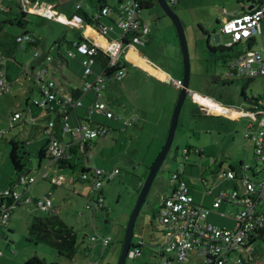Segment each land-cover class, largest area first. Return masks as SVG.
<instances>
[{
  "label": "rangeland",
  "instance_id": "374dc122",
  "mask_svg": "<svg viewBox=\"0 0 264 264\" xmlns=\"http://www.w3.org/2000/svg\"><path fill=\"white\" fill-rule=\"evenodd\" d=\"M240 1L180 0L171 4L181 17L187 37L190 81L172 146L135 222L132 242L144 241L142 253L136 257L127 256L125 264H159L162 232L157 213L162 197L172 189L170 182L173 172L180 166L191 184L195 201L208 207H212L214 200L208 190L214 189L216 193L220 188L231 187V181L222 175L226 169L232 166L238 172L242 162L256 173L260 170V161L255 162L254 145L245 136V132L250 121L256 123L249 99L264 94V76L249 80L240 74H228L226 64L229 57L248 46L235 43L233 47L221 50L218 47L226 45L231 36L221 34L220 41L215 37L220 33L219 20L225 13V8L228 11H239ZM8 2L9 0H0V5ZM77 2H81L90 14L96 12L93 6L96 0H38L28 10L24 26L7 23L1 30V42L6 44V48H12L9 59L5 61L12 81L8 82V93H0V187L8 185L17 177L9 158V141L11 138L25 137L28 126L24 123V118L13 119L12 112L24 109L27 98L30 101L40 98V81L30 70L47 68L44 78H53L61 92L66 91L67 84L78 87L83 84L80 76L82 67L68 54V40L77 41V30L83 29L78 27L75 12ZM116 3L117 0H107L110 6ZM142 14L150 26L151 41L145 45H136L139 46V52L133 59L151 72L146 76L138 66L128 63V71L134 77L127 87H123L124 105L116 103V110L124 114H135L138 125L127 126L123 132L111 130L107 140L94 137L88 158L92 169L99 167L110 170L116 167L118 173L113 179H105L93 189L92 184L80 179V168L73 170L69 167L58 168L53 164L48 166L47 158L40 162L37 152L42 143V134L36 139L31 137L30 173L38 175L42 169H47L55 183L59 179L63 180L61 184L54 186L50 180L40 176L27 189L25 186L19 187L20 191L26 189L25 196L31 200L24 201L12 213L8 224L11 229L9 241L0 242L4 253L3 257L0 256V264H4L5 258L14 261L13 264H22L35 252L48 262L57 264H87L89 260H98L99 264H117L126 226L140 188L149 166L166 140L183 77L182 52L172 20L164 14L157 1H154L152 7L144 8ZM12 16L0 11V20ZM102 18L104 22L112 23L109 18ZM26 29L41 39L37 48L24 50L17 47V32ZM261 29L257 42L253 44L254 48L261 47L259 37L264 47V20L261 22ZM59 40L60 50L66 55L70 65H66V61L61 63L55 59ZM209 45L218 49H210ZM35 51L40 53L38 57L35 56ZM48 54L54 57L48 59ZM153 64L160 66L162 71ZM122 82L125 84L124 79L115 82L116 99L119 98L118 86ZM109 90L111 92V87ZM103 94L107 96V89L103 90ZM92 96L93 93L90 92L85 97V102H89ZM142 110L147 113V121L142 119ZM79 111L83 117L87 116L85 108L81 107ZM51 116L54 114L51 113ZM98 117L95 116V120ZM197 149H201V153ZM258 176H261V172ZM50 189L61 205V209L57 211L58 217L76 232L77 243L68 254H60L49 244L28 240V236L34 237L29 232V225L35 215L49 218L53 222L56 220V215L40 211L32 200L36 196L44 197ZM99 191H102L104 199L101 208L94 204ZM87 203L91 207L88 208ZM236 209L235 204L223 202L220 207L212 209L209 220L218 225L234 226L235 220L231 218L230 212ZM93 235L110 236L111 241L103 247L99 239H92ZM191 261L192 264H200L203 260L194 253L189 255L190 264Z\"/></svg>",
  "mask_w": 264,
  "mask_h": 264
},
{
  "label": "built area",
  "instance_id": "2783aa9c",
  "mask_svg": "<svg viewBox=\"0 0 264 264\" xmlns=\"http://www.w3.org/2000/svg\"><path fill=\"white\" fill-rule=\"evenodd\" d=\"M150 0H117L114 6L102 9V14L107 15L112 23L101 19L98 22L87 23V29L94 30L99 34L108 36L110 31L116 33V38L108 39L107 43L100 45L90 34H83V39L75 41L69 48V55L76 57L82 55L81 64L83 71L81 78L82 94L73 100L71 94L59 90L54 79L44 78L48 72L47 68H41L30 73L34 74L40 81V98L35 103L40 108L41 114L49 111L59 110L63 112L66 107H85L87 116L78 122L65 121L63 129L67 138H58L52 129L53 121L49 122L46 128L47 142L45 156L48 159V166L56 165L57 159H67L71 156V149L75 148L84 154V165L90 167L89 171H82L80 179L92 184L93 189L103 181L113 179L118 169L110 170L94 167L88 164L91 154L90 147L94 137L108 138L111 128L100 122H92L95 114L119 123V129L124 130L127 126L134 125L137 116L133 113L124 114L112 107L103 90L112 83L123 80L127 74L126 51L129 46L145 45L148 42L150 26L143 16V4ZM170 4L178 0H168ZM26 4V0H22ZM154 2V1H153ZM250 9L230 13L221 24L218 41L221 34H229L231 40L226 46L233 47L237 44H247V49L237 50L231 55L226 64L228 74H240L243 77L264 76V47L260 39V48H254L257 37L262 32L261 22L264 20V0H251ZM6 10L0 5V10ZM101 17V16H100ZM99 17V18H100ZM34 41L31 32L19 33L16 37L17 47L24 49L27 42ZM37 48V47H34ZM101 49L108 57L107 63L100 68H95L96 63L93 55ZM40 53L35 51V56ZM53 55L48 54L47 58ZM2 59V56L0 57ZM153 66L159 70L158 65ZM118 68L111 70V68ZM146 72H151L143 67ZM35 71V72H34ZM162 71V70H161ZM10 89L7 82L5 70L0 69V93L6 94ZM90 92L93 96L89 102L85 97ZM251 110L255 116L256 123L250 121L245 136L253 143L255 162L260 161L261 176L254 169L240 164L239 171L235 168L226 169L222 175L227 180L233 181L231 187L220 188L214 193L212 207L205 206L195 201L190 184L183 175L181 166L173 172L172 191L165 194L160 202L157 219L162 232V243L160 244L159 264H190L189 255L196 254L202 258L200 264H264V94L252 97ZM25 109H18L12 112L13 119H20ZM30 121L36 118L28 115ZM43 176L53 184H61L63 179L54 182L53 176L49 175L47 169H42L38 175L28 173L21 174L18 179L10 185L0 187V238L1 230L8 226L12 213L16 207L24 201L31 200L25 196L29 184L36 178ZM26 188L19 190V187ZM100 192V191H99ZM97 193L94 200L96 207L104 205L103 195ZM209 194L214 190H208ZM35 206L40 211H54L61 209V205L55 200L53 190H48L44 197L32 198ZM223 202H230L236 205L237 209L230 212L231 218L235 220L234 226L218 225L209 220L212 209L218 208ZM87 207H91L87 203ZM225 215L224 212H221ZM92 239H99L103 247L110 241V236H92ZM144 241L131 243L127 256L136 257L141 255ZM258 246V247H257ZM89 247V246H88ZM0 249V256H2ZM87 264H99L98 260H89ZM192 264V261H191Z\"/></svg>",
  "mask_w": 264,
  "mask_h": 264
},
{
  "label": "trees",
  "instance_id": "16d2710c",
  "mask_svg": "<svg viewBox=\"0 0 264 264\" xmlns=\"http://www.w3.org/2000/svg\"><path fill=\"white\" fill-rule=\"evenodd\" d=\"M26 1L27 2H26V6H25V5H23L22 0H17L19 8H20L19 11L11 14V16L12 15L13 16L10 18L0 20V33H1V30L3 29L4 25L7 23H10V24L17 23V24L22 25V26L25 25V18H26V15L28 13V9H27L28 6L30 4L35 3L38 0H26ZM153 1H156V0L145 1V3L142 5L143 8L152 7L154 5ZM96 5L98 6V8L96 9V12L94 14H90L87 11H83V10L80 11V6H79L76 9V15L78 17H80L82 20H84L86 22V24L98 22L103 16L109 18L107 15L102 14V9L110 6L109 4H107V0H96ZM0 11L4 12L6 14H10L9 11H7V10L1 9ZM101 20L104 21L103 18ZM22 32H29V31L25 30ZM22 32H20V33H22ZM17 35H16V37H17ZM16 37H15V40H16ZM81 39H83V34L81 32H79L78 40H81ZM40 40L41 39L38 36L34 35V41L27 42L24 50H29V49H32L34 47H38V45L40 44ZM69 42H70V46H73V43H75L74 40H70ZM60 46H61V41L59 40L57 42L58 48L56 49L57 54L55 56V59L58 60L59 62L64 63L65 61H68V60L66 58V55H64V53L61 52ZM209 47H210V49H213V50H216L218 48L221 50H223L224 48H229L226 45H220L218 48L214 45L213 46L209 45ZM1 56H2V59H4L5 55L2 54L0 51V57ZM93 56H94L95 61H96V63L94 64V67L97 69L104 66L105 63H107V61L109 59V57L101 49H98L96 54ZM53 57H54V55H53ZM82 58H83L82 55H77L76 57H74V59H76L78 61V63L81 65V67H82V64H81ZM2 59L0 58V69L3 68L5 70L7 82H9V80H11V79L9 78V75H8L9 73L7 72V68L5 67ZM115 69L117 70L118 68L117 67L111 68V70H115ZM33 70L34 69H31L32 72H33ZM82 71H83V67H82ZM81 74H82V72L80 73V76H81ZM253 78L254 77H249L248 79L251 80ZM38 86L40 89L41 85L38 84ZM72 89H73V91L71 93V96H72V99L75 100L78 97H80L82 94L81 87L72 88ZM26 92H28V91H26ZM88 95H86V96H88ZM252 100H253V98L249 99L250 102ZM81 107H83V106H81ZM83 108H85V107H83ZM24 109H25L24 115L22 116V118H24V123L28 125L26 130H25L26 135H25V137H22V138H17V139L11 138L9 141V143H10L9 158H10V161H11L12 166L14 168V173L16 174L17 177L13 178L8 185L13 184L21 174H28L31 172L30 155H32V153L29 151V144L31 143V140H30L31 137L36 139L39 134H42L41 135L42 143L40 144V148L38 149V152H37V156L41 162V160L43 158H46L45 146H46V142H47V135H46L45 131L49 125V122L53 121V123H54L53 127H52L54 134L60 139H65V137L67 138V135L65 134L66 132L63 129L65 121L69 120V122L74 123L75 121L73 120V117H75L77 122H78V120H81L84 118L83 115L79 113L78 108H71L70 106L66 107L63 112H61L59 110H55V111H49L45 114H41L40 108L35 103V100L30 101L29 98H27L25 101V108ZM85 112H86V110H85ZM51 113H53L54 116H51ZM28 115H31V116L35 117L36 119L34 121H30L28 119ZM95 116L100 117V115L95 114L93 116V118L91 119V121L95 122V123L100 122L101 121L100 118L98 117V120H95ZM105 119L113 120V119H108V118H105ZM102 122L107 124L112 130H114V129L119 130L118 128L111 126V124H109L107 122H104V121H102ZM119 131H122V130H119ZM41 137H40V139H41ZM196 151L201 153V149H197ZM84 159H85V157H84L83 153H81L79 150H77L75 148H72L71 149V156L69 158L57 159L55 161V163H56L58 168L69 167L73 170L80 168L81 171H89L90 167H85ZM230 168L233 169L234 167L231 166ZM183 175H185V174L183 173ZM170 183L172 184V180ZM230 184H231V182H229V185ZM53 185L56 186L55 184H53ZM99 194H102V191H100ZM210 194L214 195V192L210 193ZM48 213L51 215H56L55 216L56 220L53 222V221H50L49 218L44 219L43 217L35 215L34 220L29 225V232H30V234H33L34 237L28 236V240H30V241L35 240V242H42V243L49 244L52 247H54L55 249H57L60 254L71 253L73 251L76 243H77V236H76V232H75L74 228L72 226L66 224L65 222H63V220H61L58 217L57 212L48 211ZM10 232H11V230L8 229V226L5 227L4 229H2L0 239L4 238V239H7L9 241V237L6 236V233L8 234ZM86 249H87V247H86ZM2 253H3V251H2ZM22 264H57V263L56 262H48L45 257L40 256L39 254H37L35 252L33 254H30L24 260V262Z\"/></svg>",
  "mask_w": 264,
  "mask_h": 264
},
{
  "label": "water",
  "instance_id": "95a60500",
  "mask_svg": "<svg viewBox=\"0 0 264 264\" xmlns=\"http://www.w3.org/2000/svg\"><path fill=\"white\" fill-rule=\"evenodd\" d=\"M156 1L160 5V7L163 9L164 14L166 16L170 17V19L172 20V22L176 28V32H177V35L179 38V43H180L181 52H182L183 77H182V83H181V87L179 90V94H178V97H177V100H176V103H175V106H174V109H173V112L171 115V120H170V125H169L166 140H165L163 146L161 147L160 151L158 152L157 156L153 160L152 164L149 166V171L147 173V176H146V178H145V180L142 183V186L140 188L137 201H136L135 206L131 212V215L129 217V220H128V223L126 226L125 237L123 240V245H122L121 253H120L119 259L117 261V264H125L127 254H128V250H129V247L132 243L133 234H134V226H135L137 216H138L140 209H141V207H142V205L146 199V196H147L149 189H150V187H151V185L155 179V176H156L160 166L162 165V163L166 159L167 154H168V152L172 146V143H173V140L175 137V132H176V128H177L179 115H180L182 105L184 103V100H185L187 92H188V86H189V81H190V70H191V68H190V56H189L187 37H186V33H185V29H184V25H183V22L181 20V17L173 9V7L171 6V4L169 3L168 0H156ZM218 35L219 34L215 35L216 39H218ZM133 65L141 67L137 63H133Z\"/></svg>",
  "mask_w": 264,
  "mask_h": 264
},
{
  "label": "crops",
  "instance_id": "0c3cea01",
  "mask_svg": "<svg viewBox=\"0 0 264 264\" xmlns=\"http://www.w3.org/2000/svg\"><path fill=\"white\" fill-rule=\"evenodd\" d=\"M178 2H180V0H178ZM23 5H25L26 6V4L25 3H23ZM31 5L32 4H30L29 6H28V10L30 9V7H31ZM99 5V4H98ZM4 7H5V9L7 10V11H9V13L10 14H13L14 12H18L19 11V5H18V2H17V0H9V2H8V4H5V5H3ZM80 6V11H86V9L83 7V4L81 3V2H77L76 4H75V8L77 9L78 7ZM93 6L97 9L98 8V6L96 5V2H94L93 3ZM251 6H252V2H251V0H246V1H244V0H241L240 1V10L239 11H237V10H234V11H228L226 8H225V13L222 15V18L219 20V22L222 24L224 21H225V19L229 16V14L230 13H235V12H241V11H245V10H248V9H250L251 8ZM75 12H76V10H75ZM2 13H4V12H2ZM89 13V12H88ZM4 14H6V13H4ZM77 18V20H78V27H83V29H78L77 31H78V34H79V32H81L82 34H85V33H88V34H90V36L92 37V38H94L95 40H96V42L97 43H99L100 45H104V44H106L107 43V41H108V39H110V38H116V33L115 32H113V31H110L109 33H108V36H106V35H102V34H99L98 32H95L94 30H90V29H87V26H86V22L84 21V20H82L80 17H76ZM102 19V18H101ZM70 21V20H69ZM27 30V29H26ZM82 30V31H81ZM151 32V31H150ZM18 34H19V32H17ZM219 34V33H218ZM35 35V34H34ZM37 36V35H36ZM39 37V36H38ZM78 40V39H77ZM41 41V40H40ZM70 40H68V42H69ZM151 41V33L149 34V39H148V43ZM0 51H1V53L2 54H4L5 56H4V59H2V61H3V63H4V65H5V67L6 68H8V66L6 65V63H5V61H6V59H9V55L11 54L10 52H11V50H12V48L11 47H8V48H6V44H3V42H1V40H0ZM39 46V45H38ZM69 48L70 47H72V46H70V42H69ZM137 52H139V46L137 47V46H129L128 48H127V51H126V58H127V67H128V63H138V62H136L134 59H133V56H135L136 55V53ZM62 63V62H61ZM65 63V62H64ZM66 65H70V63H69V61H66ZM140 68V70L142 71V73H144L146 76H148L150 73L149 72H146L144 69H143V67H139ZM158 68H160L161 70H162V68L160 67V66H158ZM148 69V68H147ZM157 69V68H156ZM9 75V74H8ZM152 75H154V73L152 74ZM134 76L132 75H130V73H129V71H127V74L125 75V77L123 78L124 80H125V84H123V82H122V84H121V86H118V95H119V98L118 99H116V83H112L108 88H107V99L109 100V102H110V104L112 105V107L113 108H115L116 109V103L119 105V106H123L124 105V101H123V99L125 98L124 97V92L122 91V90H124L123 89V87H127L129 84H130V82H131V80H132V78H133ZM154 77L157 79L158 77H156L155 75H154ZM9 78L11 79V75H9ZM126 78V79H125ZM14 79H18V78H14ZM51 79H53V78H51ZM12 81V80H11ZM110 87H111V92H110ZM72 88H79L78 86H74L73 84H67V88H66V91H64L63 93H66V94H71L72 93V91H73V89ZM108 90H109V92L110 93H108ZM79 108H81V107H78V110H79ZM118 111H120V110H118ZM143 111V110H142ZM120 112H122V111H120ZM79 113H80V111H79ZM123 113V112H122ZM127 113H129V112H127ZM126 113V114H127ZM142 115V119H144L145 121H147V113L146 112H144L143 111V113L141 114ZM73 120L75 121L76 119H75V117H73ZM100 120L101 121H104V122H107V123H109V124H111V126H113V127H115V128H118L119 127V123L117 122L116 123V121H114V120H107V119H105L104 117H100ZM138 125V122L136 121V123L134 124V126H137ZM119 129V128H118ZM112 130V129H111ZM115 131H116V129H114ZM120 130V129H119ZM119 130H117V131H119ZM119 132H123V131H119ZM65 137V136H64ZM66 138V137H65ZM104 139V138H103ZM105 140H107V138H105ZM188 181V180H187ZM188 183L190 184V182L188 181ZM190 187H191V184H190ZM173 188V187H172ZM191 190H192V187H191ZM171 191H172V189H171ZM170 191V192H171ZM169 192V193H170ZM22 206V205H21ZM8 229H10L9 227H8ZM11 230V229H10ZM5 236V235H4ZM6 236L7 237H9V233L7 234L6 233ZM8 242V240L7 239H4V238H2L1 240H0V242ZM1 247V246H0ZM3 255H4V253L2 254V257H3ZM13 262L14 261H11V260H9L8 258H5L4 259V264H8V263H11V264H13Z\"/></svg>",
  "mask_w": 264,
  "mask_h": 264
}]
</instances>
